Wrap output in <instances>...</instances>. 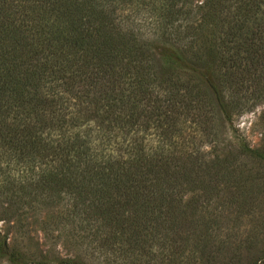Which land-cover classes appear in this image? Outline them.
<instances>
[{"label":"trees","instance_id":"obj_1","mask_svg":"<svg viewBox=\"0 0 264 264\" xmlns=\"http://www.w3.org/2000/svg\"><path fill=\"white\" fill-rule=\"evenodd\" d=\"M243 74L264 75V0H0V220L28 232L32 212L47 240L2 236L0 260L73 261L54 251L70 241L140 264L145 248L189 246L191 203L254 184L244 163L203 151L218 120L249 109Z\"/></svg>","mask_w":264,"mask_h":264},{"label":"rangeland","instance_id":"obj_2","mask_svg":"<svg viewBox=\"0 0 264 264\" xmlns=\"http://www.w3.org/2000/svg\"><path fill=\"white\" fill-rule=\"evenodd\" d=\"M244 75L243 85L248 86V93L253 92L251 100L247 102L249 109L235 116L230 123L218 120L221 125L218 127L219 139L214 148L206 146L203 151L206 154L205 159L218 155L227 160L234 158L237 163H244L246 168L243 171L255 177L254 184H238L229 180L226 184L218 185L206 198L198 196L195 203L190 202L195 204V219L198 220L193 226L187 225L190 234L193 233L192 239L187 240L190 245L176 247L174 251H168L170 254L165 253L164 248L158 247L145 248L142 252L135 251L134 257L140 264L143 261L148 264H264V162L257 163L252 157L240 154L238 140L241 137L250 147H264V75L251 80ZM230 153L237 156L233 157ZM190 195L187 192L184 199L190 200ZM27 216L28 232L16 230L14 220H0V238L5 236L10 245H19L28 250H35L37 244L39 249L45 248L47 240L38 230L36 216L32 212ZM201 232L206 237L203 241L205 245L196 250L193 248L198 239L195 235ZM185 240L183 238L178 241L184 243ZM66 248L57 243L53 250L59 251L57 258L68 257L73 261L54 264H105L86 253L83 247L72 246L70 241L66 242ZM0 264L7 262L1 259ZM113 264H120V261Z\"/></svg>","mask_w":264,"mask_h":264}]
</instances>
